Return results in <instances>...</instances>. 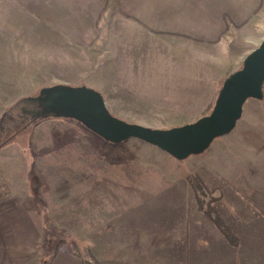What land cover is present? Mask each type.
Here are the masks:
<instances>
[{
  "label": "rangeland",
  "instance_id": "rangeland-1",
  "mask_svg": "<svg viewBox=\"0 0 264 264\" xmlns=\"http://www.w3.org/2000/svg\"><path fill=\"white\" fill-rule=\"evenodd\" d=\"M115 1L107 0L111 8L97 18L98 31L94 22L82 27L72 18L67 19L68 33L28 3L0 2V134L7 140H0V202L7 210L16 206L5 211V226L10 228L5 231L20 239L22 235L27 264H50L56 247L68 244L73 250L75 241L93 247L98 237L139 238L143 221L172 224L181 219L186 233L190 221L193 231L202 230L210 220L197 209L191 176L197 175L206 186L210 193L203 195L205 201L221 213L220 199L212 193L226 192L225 182L238 180L242 165L248 164L239 154L237 161H229L228 153L216 154L221 144L233 148L229 143L240 139L252 109H264V96L247 98L231 131L183 159L135 137L106 142L70 118H20V98L37 94L42 86L68 83L98 89L110 112L130 122L165 128L193 121L211 110L223 79L264 37V0H214V9L211 0L189 6L172 0L166 3L187 13L178 25L163 27L142 25L140 20L147 18L135 11L140 6L135 0ZM238 1L235 8L247 16L232 26V36L242 40L238 48L236 43L227 48L221 41L198 39L212 35L220 24L217 12ZM98 2L91 4L99 9ZM149 4L144 3V9ZM55 8L52 3L49 12ZM125 11L135 15L133 20L124 22ZM207 14L213 15L212 21L204 17ZM157 19L152 20L158 24ZM31 20L36 27L12 33L20 29L15 25ZM128 224H133V233ZM35 236L37 251L30 248Z\"/></svg>",
  "mask_w": 264,
  "mask_h": 264
},
{
  "label": "crops",
  "instance_id": "crops-1",
  "mask_svg": "<svg viewBox=\"0 0 264 264\" xmlns=\"http://www.w3.org/2000/svg\"><path fill=\"white\" fill-rule=\"evenodd\" d=\"M2 1L6 0H0V2ZM14 1L25 2L32 5L33 8L43 13L44 18L50 19L52 23H55L58 27L61 26L60 28L65 29L67 33V29L70 27L67 19L72 22V18H75L74 20H76L77 25L79 21V25L82 27L86 24L92 25L94 22L96 25L95 29L98 31L100 26L99 22H97L99 11H104V14L105 11L108 12L111 8V6H107V0H99V9L96 6L97 4L95 6L91 4L92 2L95 3L96 0ZM135 1L140 5L138 6L139 10L135 9V11L137 13L142 11L140 16L142 17L144 14L147 18L145 22L140 20L141 24L145 26H147L145 23H150L157 27H163L164 24L178 25L177 23H179L182 18V14L187 13L185 9L181 8L182 12H180L178 9H175L176 7L173 6V4L170 6L166 3H172V0ZM181 1H183V3H181L180 6L186 4L189 6L190 3H196L198 0H179V2ZM213 1L214 0H211L212 8L214 4ZM231 2L234 4L233 2L236 3V0H232ZM52 3H55L56 8L51 14L49 9ZM144 3H150L146 9H144ZM238 4L239 1L236 6H230L228 4L229 8L227 10L218 11L217 20L220 23L219 28L214 31V33L211 32L212 35L208 36V38L198 37V39H201V41L203 39V41L206 42L209 41L212 44L221 41L226 44L227 48L233 43H236V48H238L239 46H237V44L242 42V40L240 39V41L232 36V26L241 24L244 17H247L243 12H239L238 9L235 8L238 7ZM132 7L133 6L128 8ZM205 10L206 9H204L203 12H205ZM32 11L33 10H31V12ZM125 13L124 16L126 18L124 22L130 19L133 20L132 18L135 15H131L126 11ZM154 13L155 16H153ZM225 16H228L232 23L228 26L227 30L224 31L226 26ZM157 17L161 19V21H158ZM204 17L208 21H212L213 15L207 14ZM154 18L157 19L158 24L153 22L152 19ZM42 21H44L43 25L49 24L45 22V20ZM26 24L21 23L15 25L14 28L20 29L12 33H23V28H34L38 23L31 20ZM180 26L184 27V29L188 28L190 32L193 30L190 25ZM82 27L81 29H83ZM209 28L210 31H213L212 27ZM81 29L79 26L80 32ZM33 32H37V30L32 31V33ZM193 33L195 32L193 31ZM181 34L186 33L181 32ZM244 40L246 41L248 39L244 38ZM250 114V120L242 124L244 131L240 135V139L236 141V143L234 141L229 143L232 145L235 144L233 148L229 149L228 147H222L221 145L223 144H221L218 146L219 153H214L217 156H226L225 154L228 153L230 158L228 159L229 161H231V159L237 161L235 155L239 154V159H243L242 162L248 163L242 165V170L237 176L239 177L238 180L235 182H225L227 187L226 192L212 193L217 199H220L222 207L220 211L225 222L229 225L236 237L235 245L229 243L210 221H205V228L199 231L196 229V232L191 229L193 222L190 221L191 226L187 233L185 223L183 224L185 230L183 231L181 229V223H183L181 219L173 221L172 224L166 221H163V224H161L160 220L143 221L146 222V224H141L139 238L136 234L119 241L107 239L105 236V239L101 237L94 238L92 249L95 257L99 259L100 263L264 264V109H252ZM207 148H210V146ZM247 166H249V168ZM215 193L217 195H215ZM5 205V202H0V264L30 263L26 260L23 261V259H27V256L23 254L22 251V245L25 246L26 243L25 245L23 244L21 233H19L21 239L19 235L12 234V232L6 234L5 230H10V228L5 226V211H14L16 206L12 204L13 209L7 210ZM14 218L18 221L19 217L15 215ZM200 222L201 220H195L194 223L200 224ZM128 225L130 226L128 231L133 233V229L131 228L133 224ZM30 241L32 242L30 248H34L37 251V237L31 238ZM45 256L46 254L42 256V259H44ZM50 264L84 263L81 257L75 254L74 250H72L68 244H63L56 247L50 259Z\"/></svg>",
  "mask_w": 264,
  "mask_h": 264
},
{
  "label": "water",
  "instance_id": "water-1",
  "mask_svg": "<svg viewBox=\"0 0 264 264\" xmlns=\"http://www.w3.org/2000/svg\"><path fill=\"white\" fill-rule=\"evenodd\" d=\"M264 37L223 79L211 110L193 121L170 127H151L124 120L107 108L102 93L89 85L56 83L17 101L19 109L37 119L73 118L106 141L135 137L177 159L204 151L216 137L231 131L247 98L264 96Z\"/></svg>",
  "mask_w": 264,
  "mask_h": 264
},
{
  "label": "trees",
  "instance_id": "trees-1",
  "mask_svg": "<svg viewBox=\"0 0 264 264\" xmlns=\"http://www.w3.org/2000/svg\"><path fill=\"white\" fill-rule=\"evenodd\" d=\"M118 3L120 0H117ZM102 10L99 11L98 18L101 14ZM226 20V26L224 31L226 30L227 26L231 24L230 18L229 17H224ZM51 118V117H49ZM71 120H76L73 118H70ZM79 122V121H78ZM105 140V139H104ZM2 142H6V139H1ZM106 141V140H105ZM109 142V141H106ZM113 143V142H110ZM190 186L193 191V196L195 203L197 205V209L200 210L205 217H207L213 224L214 226L222 233V235L225 237V239L235 245L236 244V237L234 233L231 231L230 227L228 224L225 222L222 214L218 212L216 209L212 207L210 202L205 201L203 195L209 194L206 189V186L203 185V183L199 180L197 175L191 176L190 178ZM5 187V185H4ZM216 198V197H215ZM213 199V198H211ZM72 247L74 250V253L77 254L78 256L81 257L82 261L84 264H101L99 259L95 257L94 252L92 251L91 245L87 244L84 245L83 247L78 243V242H72Z\"/></svg>",
  "mask_w": 264,
  "mask_h": 264
},
{
  "label": "flooded vegetation",
  "instance_id": "flooded-vegetation-1",
  "mask_svg": "<svg viewBox=\"0 0 264 264\" xmlns=\"http://www.w3.org/2000/svg\"><path fill=\"white\" fill-rule=\"evenodd\" d=\"M19 110V109H18ZM19 116L24 122H29L30 120H34L35 118L28 116L26 113H23L21 110H19ZM0 140H1V134H0Z\"/></svg>",
  "mask_w": 264,
  "mask_h": 264
}]
</instances>
